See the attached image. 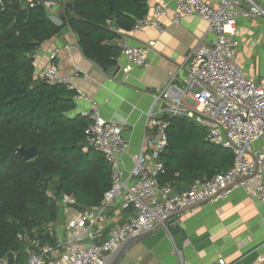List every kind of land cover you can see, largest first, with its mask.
Masks as SVG:
<instances>
[{"label": "built area", "instance_id": "built-area-1", "mask_svg": "<svg viewBox=\"0 0 264 264\" xmlns=\"http://www.w3.org/2000/svg\"><path fill=\"white\" fill-rule=\"evenodd\" d=\"M18 1L23 7L58 4L56 0ZM218 1L214 4L211 0H173V6L161 2L151 15L136 19L133 34L151 29L162 35L166 32L162 18L169 13L173 15V24H180L183 18L198 17L208 23L214 40L209 45L198 44L191 52L182 86L176 83L177 73H171L168 81L153 93L142 148L132 157L134 166L129 172L122 162L130 153L124 126L103 118L97 102L62 77L57 63L60 50L52 54L48 68L39 78L49 84H65L77 93L79 102L86 104L81 113L90 119L85 132L88 145L109 164L112 186L101 204L94 207H81L74 195L54 196L60 209L59 227L50 228L55 242L43 244L36 236L20 233L17 238L25 245L26 260L20 262L17 254L7 253L0 257V264H105L106 258L128 238L159 225L173 240L168 222L174 213L201 203L227 201L236 190H243L254 203L262 205L264 222V151L254 148L264 138V82L248 79L236 61L240 48L238 21H264V8L254 0ZM155 45L156 41H150L134 46L123 35L126 65L120 69L122 82L135 68L149 66ZM171 118H185L208 130L210 143L232 152L231 168L182 193L174 185H162L159 179L166 173L163 155L168 148ZM115 204L123 210H134L135 215L102 238L106 214ZM175 252L180 264H187L183 250L175 248ZM218 264L227 263L219 259Z\"/></svg>", "mask_w": 264, "mask_h": 264}, {"label": "trees", "instance_id": "trees-1", "mask_svg": "<svg viewBox=\"0 0 264 264\" xmlns=\"http://www.w3.org/2000/svg\"><path fill=\"white\" fill-rule=\"evenodd\" d=\"M148 1L74 0L66 10V24L77 34L88 59L103 68L114 67L118 49L109 42L120 37L116 28L131 30L136 19L147 15ZM61 30L44 5L23 7L18 0H2L0 250L8 248L20 260L25 245L18 234L27 232L43 244L55 242L50 236L59 219L54 196L74 195L79 205L97 206L112 186L109 164L88 145L85 132L90 122L82 115L70 116L77 93L65 84L36 77V52ZM169 121L164 175L175 177L197 167V177L204 182L228 170L232 154L211 144L205 129L185 118ZM20 148H36L38 157L26 162L18 153Z\"/></svg>", "mask_w": 264, "mask_h": 264}, {"label": "crops", "instance_id": "crops-1", "mask_svg": "<svg viewBox=\"0 0 264 264\" xmlns=\"http://www.w3.org/2000/svg\"><path fill=\"white\" fill-rule=\"evenodd\" d=\"M56 1L57 5L45 8L50 20L62 27V30L36 52V77L39 78L44 73L52 54L60 50L57 63L62 77L69 79L89 98L96 101L103 118L124 126L123 135L129 144L130 153L122 162L125 171L129 172L134 166L132 157L142 148L147 114L154 103L153 93L168 81L171 73H177L176 83L182 86L191 52L198 44H211L214 35L209 32L208 23L198 17L183 18L180 24H173L172 13L162 18L166 27V32L162 35L151 29L133 34L132 29L116 28L120 37L109 44L118 49L116 65H119L120 69L126 65L122 50L123 35H126L134 46L156 41L149 55V66L135 68L126 82H122L120 71L113 77L84 55L77 34L66 24V10L68 6H72L74 0ZM254 1L264 8V0ZM161 2L173 6V0H149L147 15H151L155 6ZM211 2L217 4L219 1ZM236 32L240 41L236 56L238 65L251 81L264 82V21L239 20ZM74 102L76 108L70 116L82 115L81 112L87 108L86 104L79 102L76 97ZM85 118L90 122L88 117ZM205 131L208 140V130ZM254 148L264 151V138L257 141ZM232 163L233 157L225 170L231 168ZM198 172L200 171L197 167L193 171L186 169L182 173H175V177L166 174L159 180L162 185H174L176 190L182 193L205 180L197 177ZM80 206L85 208L89 205ZM133 215L134 210H123L119 204H115L106 214L102 238L128 222ZM262 218V205L254 203L243 190H236L227 201L202 205L195 210L172 216L168 225L173 240L162 228H155L135 242L118 264H180L175 248L183 250L187 264H218L219 259H224L227 264H264ZM55 227H59V219L52 225V230ZM25 260L24 255L20 262Z\"/></svg>", "mask_w": 264, "mask_h": 264}, {"label": "water", "instance_id": "water-1", "mask_svg": "<svg viewBox=\"0 0 264 264\" xmlns=\"http://www.w3.org/2000/svg\"><path fill=\"white\" fill-rule=\"evenodd\" d=\"M104 70L109 75L115 77L118 74V72L120 71V66L116 65L114 67H107V68H104ZM18 153L26 162L32 161V160H34V159H36L38 157V151L36 150V148H31L30 150H26L24 148H20L18 150ZM36 174H37L38 177H41V173H40V171L38 169H36ZM203 204H205V203H201V204H199L197 206H201ZM197 206H193V207H190V208H186V209L180 210V211L174 213L172 216L178 215V214L182 213L183 211L191 210V209H193L194 207H197ZM156 228H161V225L157 226ZM151 231L143 232V233H141V234H139L137 236L128 238L112 254H110L106 258L105 264H118V262L126 254L128 249L135 242H137L138 240H140L141 238L146 236ZM7 253H8V248H4V249L0 250V257H2V258L5 257Z\"/></svg>", "mask_w": 264, "mask_h": 264}]
</instances>
